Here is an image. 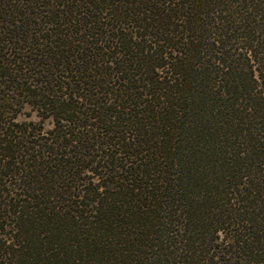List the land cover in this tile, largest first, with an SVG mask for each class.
I'll list each match as a JSON object with an SVG mask.
<instances>
[{
  "label": "trees",
  "instance_id": "trees-1",
  "mask_svg": "<svg viewBox=\"0 0 264 264\" xmlns=\"http://www.w3.org/2000/svg\"><path fill=\"white\" fill-rule=\"evenodd\" d=\"M0 264H264V0H0Z\"/></svg>",
  "mask_w": 264,
  "mask_h": 264
},
{
  "label": "rangeland",
  "instance_id": "rangeland-1",
  "mask_svg": "<svg viewBox=\"0 0 264 264\" xmlns=\"http://www.w3.org/2000/svg\"><path fill=\"white\" fill-rule=\"evenodd\" d=\"M26 100L27 99H20L18 102L19 103L23 102L25 104ZM13 109L14 110H19V107H14ZM20 111L21 112H20L19 116H17V118H16V122H19V123H23V122L30 123V122H33L35 124L40 123V120L35 117L34 113L31 112V110H30V108L28 106L24 105L22 107V109H20ZM44 128L47 129V130L52 128V124L50 123L49 120L44 122ZM83 176L89 182L95 183V182L98 181L97 177L91 175L90 172H84ZM102 182H105V181H102ZM102 182H101V184H103ZM8 231H6V230L5 231H1V233L8 234L9 233Z\"/></svg>",
  "mask_w": 264,
  "mask_h": 264
}]
</instances>
